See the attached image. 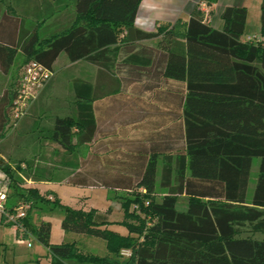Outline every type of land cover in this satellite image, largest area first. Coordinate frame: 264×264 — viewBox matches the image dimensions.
<instances>
[{
    "label": "trees",
    "instance_id": "16d2710c",
    "mask_svg": "<svg viewBox=\"0 0 264 264\" xmlns=\"http://www.w3.org/2000/svg\"><path fill=\"white\" fill-rule=\"evenodd\" d=\"M72 2L74 22L46 39L38 34L44 20L28 30L23 19L12 23L5 14L0 71L9 73L20 56L23 65L33 61L53 72L61 54L69 63L85 61L98 68L94 84L73 81L74 115L56 116L43 132L65 153H58L63 157L58 163L75 170L71 185L145 192L148 200L135 194L129 202L144 221L127 227L143 241L123 251L131 255L128 260L113 264H264V241L253 238L264 233V43L242 41L247 9L225 8L222 30L197 10L182 32L175 25L145 32L135 26L141 0ZM260 11L264 39V0ZM150 40L156 46L142 44ZM15 96L16 85L0 96V140L12 119ZM25 117L36 131L39 120L29 110L21 120ZM81 146L89 147L84 160L75 152ZM160 159V187L168 192L155 202ZM256 159L257 182L247 200ZM55 165L44 166L42 178L50 181ZM37 169L28 172L0 162L11 190L8 200L17 199L8 211L29 205L21 220L24 235L48 250L49 264H67L74 254L70 244H51L50 221L32 224L39 205L63 212V231L108 243L112 237L100 230L108 224L103 216L51 200L50 192L23 189L19 175L37 182ZM181 195L188 199L185 211L176 209ZM1 224L12 227L2 215ZM86 261L111 264L92 256Z\"/></svg>",
    "mask_w": 264,
    "mask_h": 264
},
{
    "label": "rangeland",
    "instance_id": "374dc122",
    "mask_svg": "<svg viewBox=\"0 0 264 264\" xmlns=\"http://www.w3.org/2000/svg\"><path fill=\"white\" fill-rule=\"evenodd\" d=\"M259 16L255 18L250 14L248 18L247 35L249 37H259L260 27L258 23ZM248 38V37H247ZM247 38L242 39L247 42ZM143 45L156 46V41L150 40L142 42ZM69 62L65 57L60 58L53 66V79L50 82L49 89L42 96L41 100L35 102L34 110L30 111L32 119H38V130L31 132L30 123L22 125L19 123L21 119L12 117L10 123L4 131V138L0 140V162L10 165L13 169L20 166L22 169L33 172L37 169L40 176H36L37 182L31 177H22L19 175V181L23 189L36 188L40 194L50 192L53 196L48 198L53 200L57 198L60 202L73 209H81L84 211H93L106 218L108 224L101 227L100 230H107L106 233L112 237L108 240L110 244L107 247L105 240L90 237L84 234H74L65 232L61 228V221L64 214L62 211L52 210L48 206L39 205L32 212V224L38 226L43 221H50L52 225L50 242L52 245L70 244L72 247V256L65 261L67 264H106L94 263L86 261L87 258H107L111 264L115 261L119 263L128 260L130 256L123 255V251L130 250L132 244L141 243L142 237H138L134 233H130L128 226L139 225L144 221L145 216L139 212L134 203V195L138 194L143 199L144 191L141 189L128 192L124 190L108 189L104 187H74L70 184L71 174L74 169L62 166L58 161H62L63 157L59 154H65L60 147L44 138L43 130L51 128L53 120L56 116L63 117L65 115H74V79L83 78L81 66L67 67ZM25 65V64H24ZM23 62L18 56L15 64L9 71L4 74L0 71V96L6 89L13 88L17 85L23 69ZM85 77V76H84ZM86 78V77H85ZM88 78V77H87ZM42 130V131H41ZM79 131H74L75 136ZM89 147L81 146L76 149L77 158L84 160L89 157L87 154ZM51 180L46 181L41 175H44V166L53 165ZM162 159L159 160L156 170V189L153 200L159 202L168 191L160 187L162 177ZM53 167V166H52ZM51 167V168H52ZM37 173V172H36ZM32 175V173H31ZM30 175V176H31ZM258 177V160L253 161L249 177V185L247 190V200H250L257 182ZM0 190H5L10 194L11 190L7 188V181L0 170ZM17 199H9L6 209L15 206ZM188 199L181 195L178 197L176 209L185 211ZM147 205V202H145ZM4 222V220H2ZM149 222V219L146 218ZM147 222V223H148ZM5 223V222H4ZM3 223V224H4ZM0 225V264H49V252L40 245L34 236L19 233H13L9 228ZM6 224V223H5ZM27 235V234H26ZM23 238V244H19L17 240ZM253 238L264 241V233H257ZM30 244V246H27Z\"/></svg>",
    "mask_w": 264,
    "mask_h": 264
},
{
    "label": "crops",
    "instance_id": "0c3cea01",
    "mask_svg": "<svg viewBox=\"0 0 264 264\" xmlns=\"http://www.w3.org/2000/svg\"><path fill=\"white\" fill-rule=\"evenodd\" d=\"M261 2L262 0H215L214 3L207 5L208 14L205 20L214 29L222 30L223 22L221 14L223 10L227 7H245L247 9V19L242 36V39H244L249 37L247 35V27L248 18L251 13L254 18L259 16L258 23L260 27ZM203 3L202 0H141L135 19V26L145 32H154L158 26L175 25L182 32L185 30L192 14L200 10ZM5 14H8L9 19H12V23L15 22L16 18L23 19L24 27L28 30L34 28L35 22L44 20L38 32L40 39H46L67 30L76 18V11L72 0H0V21ZM62 57L67 59L65 54H61L57 61ZM78 65L81 66V71H83V78L80 77L79 79L84 81L89 80L88 82L91 81L94 84L98 68L85 61L68 63L67 67H77ZM50 82L31 104L30 111L34 110L35 102L37 103L38 100H41L42 96L49 89ZM19 123L22 126L29 124V121L25 117ZM10 229L15 234L13 228L10 227Z\"/></svg>",
    "mask_w": 264,
    "mask_h": 264
},
{
    "label": "built area",
    "instance_id": "2783aa9c",
    "mask_svg": "<svg viewBox=\"0 0 264 264\" xmlns=\"http://www.w3.org/2000/svg\"><path fill=\"white\" fill-rule=\"evenodd\" d=\"M207 4L203 3L200 7L201 13L204 17L208 14ZM248 43L258 45L264 43V39L259 37H248ZM54 73L37 62H29L23 66L22 73L16 85V96L12 107V117L21 119L29 110L31 104L38 98L39 94L46 87V85L53 78ZM8 201V192L0 190V215H2L7 222L12 224L15 233L21 236L25 233L21 220L26 217L29 205L21 203L12 212L6 209ZM23 238H19L17 242L23 244ZM30 246V244H27ZM124 255L129 256V252H124Z\"/></svg>",
    "mask_w": 264,
    "mask_h": 264
}]
</instances>
